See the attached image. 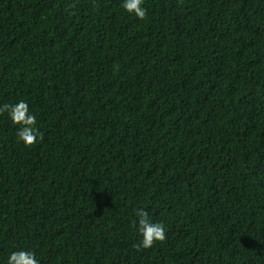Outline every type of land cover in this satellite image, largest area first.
I'll use <instances>...</instances> for the list:
<instances>
[{"label": "trees", "instance_id": "obj_1", "mask_svg": "<svg viewBox=\"0 0 264 264\" xmlns=\"http://www.w3.org/2000/svg\"><path fill=\"white\" fill-rule=\"evenodd\" d=\"M122 4L0 0V264H264V0Z\"/></svg>", "mask_w": 264, "mask_h": 264}, {"label": "clouds", "instance_id": "obj_2", "mask_svg": "<svg viewBox=\"0 0 264 264\" xmlns=\"http://www.w3.org/2000/svg\"><path fill=\"white\" fill-rule=\"evenodd\" d=\"M144 0H123L122 7L136 18L144 20L147 16V10L143 7ZM74 8V4L69 5ZM74 14V13H73ZM8 113L14 125H18L17 135L25 147H33L37 143V138L42 137V133L37 126L36 117L30 113L29 105L20 100L14 105L3 104L0 106V115ZM138 218V232L141 236V242L134 245L137 250L151 249L157 244H162L166 240L164 226L161 223L153 222L147 211L139 209L136 212ZM8 264H39L35 253L26 250L14 251L11 253Z\"/></svg>", "mask_w": 264, "mask_h": 264}]
</instances>
